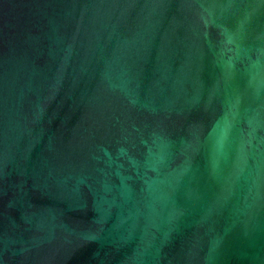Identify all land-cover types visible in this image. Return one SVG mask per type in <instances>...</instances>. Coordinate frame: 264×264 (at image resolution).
Segmentation results:
<instances>
[{"label":"water","instance_id":"obj_1","mask_svg":"<svg viewBox=\"0 0 264 264\" xmlns=\"http://www.w3.org/2000/svg\"><path fill=\"white\" fill-rule=\"evenodd\" d=\"M0 264H264V0H0Z\"/></svg>","mask_w":264,"mask_h":264}]
</instances>
